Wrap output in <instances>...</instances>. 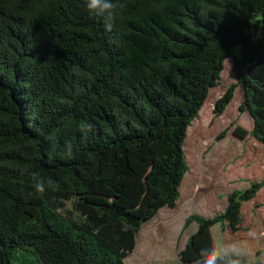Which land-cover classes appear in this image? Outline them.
Returning <instances> with one entry per match:
<instances>
[{"label":"trees","instance_id":"1","mask_svg":"<svg viewBox=\"0 0 264 264\" xmlns=\"http://www.w3.org/2000/svg\"><path fill=\"white\" fill-rule=\"evenodd\" d=\"M121 2L108 31L84 0H0V264H128L141 225L181 199L187 128L228 57L237 81L214 114L241 85L264 144V0ZM29 173L58 187L38 194ZM263 186L187 215L179 255L193 263L178 264H194L214 225L241 230Z\"/></svg>","mask_w":264,"mask_h":264},{"label":"rangeland","instance_id":"2","mask_svg":"<svg viewBox=\"0 0 264 264\" xmlns=\"http://www.w3.org/2000/svg\"><path fill=\"white\" fill-rule=\"evenodd\" d=\"M232 52L238 55L239 46L233 47ZM223 68L219 83L208 90L209 103L202 113L201 109L198 111L187 128L183 150L189 156L185 158L189 168L180 184L181 199L178 198L174 208L162 207L141 225L135 236L134 250L125 258L128 264L193 263L192 254L179 255L189 232L196 226L192 223L182 231L185 217L190 213L203 217L219 213L226 206L231 190H243L250 181L264 176V144L249 134L253 119L248 110H239L244 99L243 87L237 85L222 113L214 114L216 100L237 81L232 57L224 60ZM224 130L223 136L217 138ZM143 193L142 201L147 191ZM130 197L126 192L120 198L127 203ZM240 214L241 230L233 233L230 228L214 225L206 231L204 244L208 246L220 235L228 240L246 241L249 229H264V186L253 199L242 203ZM247 243L264 257V244Z\"/></svg>","mask_w":264,"mask_h":264},{"label":"clouds","instance_id":"3","mask_svg":"<svg viewBox=\"0 0 264 264\" xmlns=\"http://www.w3.org/2000/svg\"><path fill=\"white\" fill-rule=\"evenodd\" d=\"M84 5L90 15L104 19L105 29L108 31L112 29L115 18L126 8L121 0H84ZM68 154L70 157V144ZM29 174L33 181L32 188L38 194H44L48 189L58 187L51 178L42 179L35 174ZM247 242L264 244V229L255 227L249 229L246 233V241L228 240L220 235L207 247L200 249L199 258L194 264H264V257L258 256Z\"/></svg>","mask_w":264,"mask_h":264},{"label":"crops","instance_id":"4","mask_svg":"<svg viewBox=\"0 0 264 264\" xmlns=\"http://www.w3.org/2000/svg\"><path fill=\"white\" fill-rule=\"evenodd\" d=\"M226 204H227V203H226ZM224 208H225V207H224ZM222 211H223V210H222ZM220 212H221V211H220ZM192 223H194V222H192ZM192 223H191V224H192ZM189 225H190V224H189ZM195 229H196V226H195L194 230H195ZM194 230H191L190 232L192 233V231L194 232ZM190 232H189V235L191 234Z\"/></svg>","mask_w":264,"mask_h":264}]
</instances>
